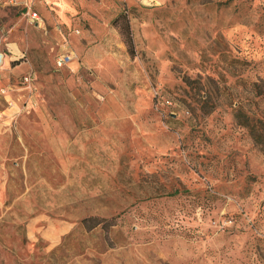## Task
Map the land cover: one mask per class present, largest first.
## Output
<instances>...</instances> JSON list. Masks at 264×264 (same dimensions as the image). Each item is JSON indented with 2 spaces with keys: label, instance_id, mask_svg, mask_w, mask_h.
Here are the masks:
<instances>
[{
  "label": "rangeland",
  "instance_id": "374dc122",
  "mask_svg": "<svg viewBox=\"0 0 264 264\" xmlns=\"http://www.w3.org/2000/svg\"><path fill=\"white\" fill-rule=\"evenodd\" d=\"M16 3L0 264H264V0Z\"/></svg>",
  "mask_w": 264,
  "mask_h": 264
},
{
  "label": "built area",
  "instance_id": "2783aa9c",
  "mask_svg": "<svg viewBox=\"0 0 264 264\" xmlns=\"http://www.w3.org/2000/svg\"><path fill=\"white\" fill-rule=\"evenodd\" d=\"M10 2H11V4H14V5H17V0H10ZM29 16H30V18L33 20V21H38L39 20V15H38V13H36V12H32V11H29ZM69 56H67V55H62L61 57H59L58 59H57V64H58V66L59 67H61V66H63L65 63H66V61H68L69 60Z\"/></svg>",
  "mask_w": 264,
  "mask_h": 264
},
{
  "label": "trees",
  "instance_id": "16d2710c",
  "mask_svg": "<svg viewBox=\"0 0 264 264\" xmlns=\"http://www.w3.org/2000/svg\"><path fill=\"white\" fill-rule=\"evenodd\" d=\"M127 32H125V34H126ZM126 37H127V44H128V46H129V49H132V39H131V37L129 36V34L127 33L126 34ZM132 51V50H131ZM16 63H13V65H15ZM96 225V224H95Z\"/></svg>",
  "mask_w": 264,
  "mask_h": 264
},
{
  "label": "water",
  "instance_id": "95a60500",
  "mask_svg": "<svg viewBox=\"0 0 264 264\" xmlns=\"http://www.w3.org/2000/svg\"><path fill=\"white\" fill-rule=\"evenodd\" d=\"M2 59V54L0 53V60Z\"/></svg>",
  "mask_w": 264,
  "mask_h": 264
},
{
  "label": "crops",
  "instance_id": "0c3cea01",
  "mask_svg": "<svg viewBox=\"0 0 264 264\" xmlns=\"http://www.w3.org/2000/svg\"><path fill=\"white\" fill-rule=\"evenodd\" d=\"M38 21H40V16H39V20ZM38 21H36V22H38ZM35 22V21H34Z\"/></svg>",
  "mask_w": 264,
  "mask_h": 264
}]
</instances>
